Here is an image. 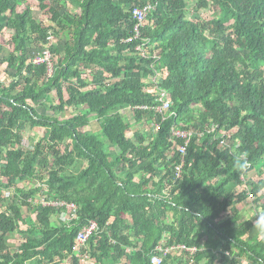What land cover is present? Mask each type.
Masks as SVG:
<instances>
[{"label":"trees","instance_id":"1","mask_svg":"<svg viewBox=\"0 0 264 264\" xmlns=\"http://www.w3.org/2000/svg\"><path fill=\"white\" fill-rule=\"evenodd\" d=\"M147 3L140 37L124 43ZM3 32L0 67L13 73L0 71V264H152L177 245L195 251L161 264H264V227L235 211L250 203L264 217V0H0ZM171 127L200 135L177 180ZM40 199L75 205L74 218ZM90 221L98 232L77 253Z\"/></svg>","mask_w":264,"mask_h":264},{"label":"built area","instance_id":"2","mask_svg":"<svg viewBox=\"0 0 264 264\" xmlns=\"http://www.w3.org/2000/svg\"><path fill=\"white\" fill-rule=\"evenodd\" d=\"M155 6L152 3H147L141 7H133L132 9V19L134 20L135 24L132 30V36H130L129 38H127L126 40H124V43H129L131 41H133L134 39H138L140 37V29L141 27L145 24L146 21V16L149 12H151L153 10ZM50 41L53 38V35L49 36ZM137 50H140L139 47H137ZM143 55V54H142ZM43 61H49V53L46 51L44 52V58H39L37 57L34 62L35 63H39V62H43ZM152 82H154V78L152 79ZM155 94L157 95L158 99L157 102L160 104H158L157 106H155L153 109L159 113H168V115L166 117H163L162 120L169 118L170 116H172L173 114L170 113V104H169V96L165 93V92H155ZM138 109H142V108H138ZM143 109H148L147 107H143ZM158 126L155 125L153 128V131H157ZM217 129V127H212L210 129L207 130V132H214ZM169 134L171 135V137L173 139H178L181 140L183 142L182 145H179L177 147V152L179 155V162L177 164L174 165L173 168V175L175 180L179 179L182 173V166L184 164V157L186 154V147L188 142L190 141V139L192 137L195 136H200L197 135L193 130H182L176 127H171ZM227 137H225L223 134L221 136V141H220V145L222 146H226L227 145ZM249 167V165H247ZM241 179H243V177H241ZM251 198V197H250ZM249 198V199H250ZM42 201L41 204L44 206H54L57 208H63L64 209V213L61 215L63 219L69 220L71 221L74 216H75V211H76V207L73 204H67V203H62V202H45L43 201L44 199H40ZM251 200V199H250ZM98 232V226L95 222L90 221L88 222L85 226L82 227V229L78 232L76 239H75V246H74V250L75 252H79L80 246H82V244L86 243V241L92 237L93 235H95ZM188 251V252H194L195 249H189V248H185V246L183 245H177V246H172L170 248H163V246L158 247L157 252L154 253L151 257V263L152 264H161L162 263V256H166L167 253H169L170 251ZM159 254H161L162 256H160ZM80 257V263L81 264H87L88 263V258L86 255L83 256H79Z\"/></svg>","mask_w":264,"mask_h":264},{"label":"rangeland","instance_id":"3","mask_svg":"<svg viewBox=\"0 0 264 264\" xmlns=\"http://www.w3.org/2000/svg\"><path fill=\"white\" fill-rule=\"evenodd\" d=\"M49 4H52L50 1H48ZM195 3L190 4L189 9H192V7L194 6ZM35 5V4H33ZM191 10L187 13V17L190 19L193 17V15L191 14ZM33 16L35 19L41 20L44 22H46V24H49V19H50V15L46 12L43 11L41 13V11H39L38 9H36V6H34V11H33ZM0 45L3 47L4 52H10L12 50V45L10 43V34L7 32H3L0 34ZM0 71L6 72L8 74H12L13 72L10 70H7L6 66H1L0 67ZM3 72L1 73V78L3 81H5L4 83H7L8 80L10 79L7 78V75L3 78ZM55 99L54 94H52V96ZM70 114L69 113H60L59 117L62 119H65L67 117H69ZM130 116V115H129ZM131 118V117H130ZM95 122V121H93ZM92 129H96L97 126H95V123L91 126ZM138 128H144V126L141 124L138 126ZM42 134V129L37 128L32 130L29 134H25L23 143L25 146H31L35 144L36 139L41 136ZM258 174L259 172H254L252 171L251 173H249L250 178L252 179V181L256 182L258 180ZM238 190V188H237ZM237 206L235 207V211H238L240 214V221H247V220H253L254 224H255V230L261 229L264 227V217L260 214H258L259 212L257 210L254 209V206L251 205L250 203H242L240 205L236 204ZM24 212L26 211L25 209L23 210ZM25 215H27V213H24ZM21 239L19 235H14L13 237H11V239H9V241L7 242V244L10 246L11 249H15L17 247V245H19ZM63 264H68V262H64ZM240 264H249L247 262H241Z\"/></svg>","mask_w":264,"mask_h":264},{"label":"bare ground","instance_id":"4","mask_svg":"<svg viewBox=\"0 0 264 264\" xmlns=\"http://www.w3.org/2000/svg\"><path fill=\"white\" fill-rule=\"evenodd\" d=\"M70 204V203H69Z\"/></svg>","mask_w":264,"mask_h":264}]
</instances>
